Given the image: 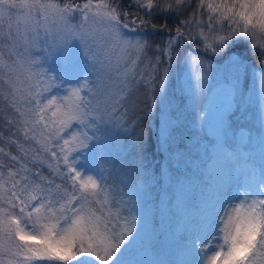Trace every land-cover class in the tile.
Masks as SVG:
<instances>
[{"label": "snow or ice", "instance_id": "1", "mask_svg": "<svg viewBox=\"0 0 264 264\" xmlns=\"http://www.w3.org/2000/svg\"><path fill=\"white\" fill-rule=\"evenodd\" d=\"M181 51L205 72L204 54L237 72L258 56L264 82V0H0V136L18 150L0 147V264H132L136 219L81 157L126 127L140 85L163 92L159 66ZM260 153L259 170L245 153L214 180L183 264H264V137Z\"/></svg>", "mask_w": 264, "mask_h": 264}, {"label": "trees", "instance_id": "2", "mask_svg": "<svg viewBox=\"0 0 264 264\" xmlns=\"http://www.w3.org/2000/svg\"><path fill=\"white\" fill-rule=\"evenodd\" d=\"M145 30L150 32L151 26H146ZM129 36L136 38L134 33H129ZM144 39L155 47L166 37L147 36ZM240 51L241 49H235L237 54ZM203 60L209 74H214V68L224 63L222 57L214 58L211 54H204ZM185 62H191L194 68L199 67L186 59L183 51L174 52L170 61L163 59L158 71V75L163 79L164 69H167L163 92L158 88L151 89L140 85L129 101L127 116L132 119V123L122 122L126 127H110L105 137L106 154L99 156V162L105 174L109 176V184L116 193V202L137 191L135 206L142 211L145 209L152 212L153 240L148 247V253L153 264H180L185 246L178 243L171 228V222L178 217L177 202H181L188 211L193 212L197 209V202L207 194L209 188L205 166L212 157L208 147L212 140L204 132L201 123L194 121L190 112L184 109V96L177 101L173 89L170 90V87H176L177 73ZM261 68L259 57L249 55L246 67L239 71L242 84H249L251 71ZM236 74L237 72H234V76ZM160 97H163L161 103ZM235 113L244 116L245 111H235L230 115L231 119ZM165 116H171L174 120L170 127L162 120ZM160 125H163L164 129L167 128V143L164 142L165 136H160ZM196 126L202 128V141ZM7 130L8 126L2 132ZM10 139L14 137L9 135L8 139V136H0V147H4L5 152L10 155L17 154L18 150L15 145L10 144ZM206 142L207 144H204ZM259 145V141L248 143L251 150L250 161L258 170L261 153L253 150H260ZM0 162L7 163L3 154H0ZM42 170L45 176L50 175L46 167ZM168 213L170 216L166 217Z\"/></svg>", "mask_w": 264, "mask_h": 264}, {"label": "rangeland", "instance_id": "3", "mask_svg": "<svg viewBox=\"0 0 264 264\" xmlns=\"http://www.w3.org/2000/svg\"><path fill=\"white\" fill-rule=\"evenodd\" d=\"M223 61L224 63L214 68V74L203 71L200 66L194 68L191 62H185L177 73L176 87H170V90L173 89L174 98L177 101L184 96V109L190 112L194 121L198 120L201 123L204 132L213 142L208 145L212 157L205 166L210 186L207 194L197 202V209L193 212L188 211L181 202H177L178 217L177 220L171 222V228L178 243L184 246L193 235L196 220L202 211L206 198L211 194L214 180L226 167L238 174L247 159L244 154L251 153L248 143L254 144L259 141L258 147L261 148V138L264 137V82L260 78L261 70L251 71L249 84H242L239 72L231 66L229 60L223 59ZM204 67L208 69L207 65ZM234 72H237L236 76H234ZM69 86L65 82L60 89H54L53 93L63 95V88ZM162 100L163 97H160L159 103ZM239 109L245 111L244 116L235 113L231 119L230 115L235 111L239 113ZM0 110L7 113L2 101H0ZM4 119V116H0V132L7 128L3 122ZM162 120L169 127L174 122L171 116H165ZM122 122L132 123V119L126 116L121 120ZM201 126V130L196 126L200 141L204 139ZM222 131H226L227 135H222ZM159 133L161 137L165 136L163 125L159 126ZM253 151L260 152L257 149ZM233 152L238 153L239 158L233 156ZM104 154H106L105 151L99 154L96 152L86 153L81 159L87 160L89 168L99 170L103 168L99 162V156H104ZM107 159L110 160L109 157ZM248 162L251 163V161ZM256 168L258 170V167ZM136 192H131L128 198L123 199L126 203L116 202L117 208L121 209V216L131 215L136 219L135 239L131 242L124 259L131 261L132 264H153L150 253H148V247L153 240L152 212L145 209L142 211L135 206L137 203ZM169 216L170 213L166 215V217ZM119 223L123 224L124 220L121 219ZM184 251V257L180 264L190 259L186 255V248ZM38 264H43V262H38Z\"/></svg>", "mask_w": 264, "mask_h": 264}]
</instances>
